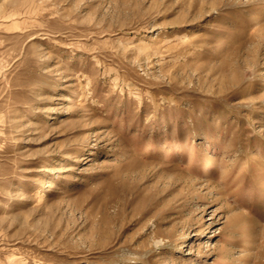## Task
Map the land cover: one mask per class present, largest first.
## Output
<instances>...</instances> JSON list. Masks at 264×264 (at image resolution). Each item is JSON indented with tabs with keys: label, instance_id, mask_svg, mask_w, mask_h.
Listing matches in <instances>:
<instances>
[{
	"label": "rangeland",
	"instance_id": "374dc122",
	"mask_svg": "<svg viewBox=\"0 0 264 264\" xmlns=\"http://www.w3.org/2000/svg\"><path fill=\"white\" fill-rule=\"evenodd\" d=\"M0 264H264V0H0Z\"/></svg>",
	"mask_w": 264,
	"mask_h": 264
},
{
	"label": "bare ground",
	"instance_id": "6f19581e",
	"mask_svg": "<svg viewBox=\"0 0 264 264\" xmlns=\"http://www.w3.org/2000/svg\"><path fill=\"white\" fill-rule=\"evenodd\" d=\"M14 15L15 14H8L7 16L6 15H3V17L8 20L9 18L13 17ZM4 21H6V20H4ZM74 103H76V101Z\"/></svg>",
	"mask_w": 264,
	"mask_h": 264
}]
</instances>
